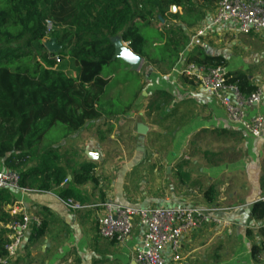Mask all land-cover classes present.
Listing matches in <instances>:
<instances>
[{
	"label": "trees",
	"instance_id": "trees-1",
	"mask_svg": "<svg viewBox=\"0 0 264 264\" xmlns=\"http://www.w3.org/2000/svg\"><path fill=\"white\" fill-rule=\"evenodd\" d=\"M220 1L0 0V159L9 169L16 170L19 166L14 165V160H32V164L23 167L19 185L42 191L59 187L68 170L61 163L58 143L90 120L126 113L143 89L141 83L138 87L131 84V80L139 79V73L127 82L125 99L120 91L108 97L121 76L109 80L103 75L104 69L114 65L112 74L123 63L114 58V37H121L148 67L164 74L182 61L226 68L225 56L209 54L201 45L190 47L189 30L200 24ZM173 6L182 8L184 13L174 12ZM47 20L52 23L49 34ZM154 22H160L161 26ZM46 38L58 45L55 54L74 60L78 66L76 76L58 67L56 60L46 53L37 57L35 45H41ZM225 77L227 84L237 86L244 94L258 89L241 70H227ZM183 78L194 81L187 76ZM52 129L55 134H51ZM94 168L93 162L80 164L73 171V183L97 184ZM216 193L215 187L209 186L204 198L212 202ZM58 195L62 199L81 200L73 187L58 190ZM12 202L10 190L1 189L0 256L7 255L6 225L13 216L4 208ZM251 212L254 218L264 219V202L255 201ZM47 226L43 220L34 227L31 239L42 237ZM260 233L261 245L251 248L256 262L264 252V227Z\"/></svg>",
	"mask_w": 264,
	"mask_h": 264
},
{
	"label": "crops",
	"instance_id": "crops-1",
	"mask_svg": "<svg viewBox=\"0 0 264 264\" xmlns=\"http://www.w3.org/2000/svg\"><path fill=\"white\" fill-rule=\"evenodd\" d=\"M212 15L213 9L206 13L201 23H207ZM201 23L198 25L201 26ZM197 26L189 30L190 47L201 45L209 54L225 56L219 46L214 47V45L222 44L223 37L228 34L225 27H213L205 36L193 38ZM235 43L234 41L231 45ZM184 65L182 61L171 72L165 74L149 67L146 77L141 72L131 70L130 66L124 62L112 74L110 71L103 72L104 77L109 80L121 76L116 81L115 87L109 90L108 97L115 96L118 91L122 92L123 99L127 97L125 87L131 80L126 75L127 73L134 76L140 73V83L145 87L136 94V98L126 113L116 117L103 116L90 120L81 129L60 141L59 146L57 145L60 152L64 141L72 140V143L74 142L72 154H77V151L81 150L87 157V160L81 164L84 162L95 164L94 175L98 178L97 184L91 181L81 185L74 184L73 171L78 169L80 164L71 168L68 166V161L63 162L61 157V163L67 168L68 175L65 179L67 181L64 180L59 187L48 191L34 188H29L28 191L10 190L15 202H22L27 211L38 215L42 221L46 220L48 223L42 237L34 241L29 234L25 241L27 245L38 241L43 243L40 244L39 249L45 258L40 264H60L67 259L72 260L68 264H136V252L142 239L141 228L136 226L131 236L122 243L102 238L97 230L98 210L92 208L74 210L66 206L58 195V190L65 187H73L81 197V200H77L91 204L110 199L127 205L195 204L219 207L221 210L215 211L213 217H218L228 224L209 222L193 231L183 239L182 260L179 263L170 261L168 264H264V252L260 255L259 262L253 259L251 252L253 245H261L263 241L260 229L264 227V219L254 218L251 209L253 203L264 196V175L259 181H252L251 188L240 186L237 191L229 193L228 200L224 193H218L214 201L208 202L200 190L195 191L192 188L195 183L192 184V181L187 183L193 177V170L189 168L192 163L178 160L182 162L175 164V160L177 161L183 153L181 147L176 145L167 149L160 148L161 154H157L156 148L146 146L133 148L120 146L115 148L116 150L109 149L118 156L113 159L117 163L112 164L113 170L105 167L106 148H103V141L107 138H114L115 130L118 133L125 131V137L129 136L132 140H137L142 135L137 128L140 123L148 127L147 133L144 134L146 139L151 138L155 133L162 132L160 125H157L158 121L171 130L172 127H182L176 125L177 120L184 124L182 130L188 132V135L183 136L184 138L190 139L196 136L201 140L202 134L208 130L215 134L217 132L227 134L230 132L228 130L230 127L234 131H242L246 137H252L227 118L223 107L207 89L196 81L190 82L183 78L179 71ZM75 69L73 72L65 70L71 76H76L78 66ZM226 70L245 72L251 82L257 85L264 94V74H250L239 68L234 70L226 68ZM146 83L147 90H145ZM162 92H166V95ZM148 93L157 97L139 98L140 94L145 96ZM253 111L264 115V98L263 102ZM154 118L157 120L156 124L151 122ZM223 130L226 131L223 132ZM262 137H264V132ZM88 151L94 153L97 158L89 157ZM196 163L198 161H193V164L196 165ZM8 168L4 160L0 159V170ZM18 170L21 173L24 168H18ZM199 170L201 172L203 167ZM152 171L158 175L157 182L149 181L145 184L146 180H151L148 175ZM136 175H138L137 179ZM178 177L183 185H180ZM180 186L183 187V191ZM8 207L9 205L4 210Z\"/></svg>",
	"mask_w": 264,
	"mask_h": 264
},
{
	"label": "built area",
	"instance_id": "built-area-1",
	"mask_svg": "<svg viewBox=\"0 0 264 264\" xmlns=\"http://www.w3.org/2000/svg\"><path fill=\"white\" fill-rule=\"evenodd\" d=\"M47 29L52 30L50 20ZM199 26V25H198ZM195 29L193 38L205 36L213 27L242 34H264V0H222L213 9L207 23ZM54 50V49H53ZM51 59L59 60L54 51ZM226 68L206 67L195 63L185 64L179 73L196 81L207 89L223 107L227 118L254 138H262L264 115L253 109L263 102L264 94L258 89L251 94L242 93L239 88L226 83ZM67 181V180H65ZM20 171L0 170V190L28 191L19 185ZM258 200L264 202V196ZM66 206L74 210L97 209L98 234L118 243L125 242L136 226L141 228V244L137 248L136 264H168L182 260L183 239L206 223L227 225L218 217H213L219 207L183 204L175 206L127 205L114 200H104L95 204L84 203L74 198L63 199ZM6 210L13 218L6 225L9 230L6 244L7 255L0 256V264H10L25 244L34 227L41 225V218L25 209L22 202L8 204ZM71 259L60 264L71 263Z\"/></svg>",
	"mask_w": 264,
	"mask_h": 264
},
{
	"label": "rangeland",
	"instance_id": "rangeland-1",
	"mask_svg": "<svg viewBox=\"0 0 264 264\" xmlns=\"http://www.w3.org/2000/svg\"><path fill=\"white\" fill-rule=\"evenodd\" d=\"M183 13L182 8H177L174 12ZM156 26H161L160 22H154ZM228 34L223 37L222 44L214 45V47L219 46L224 52V55L228 61V69H243L250 74L259 73V75L264 74V34H242L235 31L227 30ZM50 33V30L47 29V34ZM51 39V38H50ZM236 42L235 45H231L233 42ZM51 42L49 39H44L41 45H35L37 49V57H41V54L46 53L49 56V52H56L58 50V45L53 47L50 45ZM55 44V43H54ZM57 66L64 68L69 72L76 70V65L74 60L66 56L59 60H56ZM114 65L107 66L104 71L108 72L113 69ZM147 64L144 63L135 71L141 72L144 77L148 71ZM130 79L134 78L133 74H126ZM131 84L134 87L140 86L139 79L137 78L134 82L131 80ZM147 83L146 89L147 90ZM145 87V85H144ZM143 87V90H144ZM149 92V91H148ZM156 95L145 96L142 94L139 95V98H155ZM157 97V96H156ZM178 121V120H177ZM176 121V125H179L172 129H168L158 121L157 125H160L161 133H155L151 138L146 139L144 135H140L139 139H131L125 137V131L118 133L115 130L114 138H107L103 141V148H106V160L105 167L108 170H113V163L115 162L117 155H114L109 149H117L120 146H146L156 148L157 154H161L160 148H171V147H181L183 153L178 157L175 164H179L182 161L186 160L191 164L193 170L191 180L187 181L189 184L192 181V186L195 191L200 190V193L204 194L206 189L209 186H214L216 189V195L218 193H224L226 200H228V194L231 192L237 191L240 186H248L251 188L252 181H259L264 175V137L262 138H252L246 137L242 131H234L232 127L228 128L230 132L227 134L214 133L209 131L202 134L203 138L199 140L196 136L192 138H184V135H188V132H184V124ZM153 123H157V120L154 118L151 120ZM166 122H164L165 124ZM162 126L164 128H162ZM72 132L71 134H73ZM51 134H55V129H52ZM111 134L112 131H111ZM74 142L68 139L65 140L63 145L60 147V152L62 155L63 162L68 161V166L75 168L81 164V162L87 160L85 154L80 150L77 151V154H72ZM115 149V150H116ZM131 156V155H130ZM129 156V157H130ZM176 156V155H175ZM124 157V156H123ZM163 157H166L163 155ZM188 157V159H186ZM198 161V163L193 164V161ZM32 164V160L23 159L20 161L14 160V165H18L19 168H23L26 165ZM203 167V170L200 172V168ZM205 169V171H204ZM150 172V171H149ZM175 174L178 176L176 170ZM138 175L135 176L137 179ZM148 177H151V180H146L145 184L149 181L157 182V173L151 172ZM180 185H183L178 177ZM204 182V184H202ZM176 185V184H175ZM146 187V185H143ZM183 187L180 186V189ZM40 244L38 242H30L28 245L25 243L22 249L19 251L18 255L13 259L10 264H40L44 261L45 255H42L41 250L39 249ZM34 246V247H33ZM34 248V249H32Z\"/></svg>",
	"mask_w": 264,
	"mask_h": 264
},
{
	"label": "water",
	"instance_id": "water-1",
	"mask_svg": "<svg viewBox=\"0 0 264 264\" xmlns=\"http://www.w3.org/2000/svg\"><path fill=\"white\" fill-rule=\"evenodd\" d=\"M175 9L176 7L173 6L172 10H175ZM112 41L115 46L114 58H119L121 61L129 65L131 70H134V71L137 70L144 63V59L140 55L134 53L133 50L129 47L128 43H124L122 41L121 37L119 36L114 37ZM54 43L55 42H51L50 45L53 47L54 45H56V43L55 44ZM150 71H152V69H150ZM137 128H138V132L142 135L146 134L148 131V127L142 123L138 124ZM87 154L91 158H97V156L94 155V153L90 151H88Z\"/></svg>",
	"mask_w": 264,
	"mask_h": 264
}]
</instances>
